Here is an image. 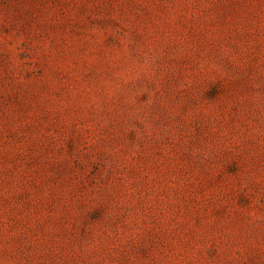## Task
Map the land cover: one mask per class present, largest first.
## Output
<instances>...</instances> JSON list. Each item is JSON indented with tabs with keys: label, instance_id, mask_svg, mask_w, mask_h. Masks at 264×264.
I'll use <instances>...</instances> for the list:
<instances>
[{
	"label": "rangeland",
	"instance_id": "rangeland-1",
	"mask_svg": "<svg viewBox=\"0 0 264 264\" xmlns=\"http://www.w3.org/2000/svg\"><path fill=\"white\" fill-rule=\"evenodd\" d=\"M0 264H264V0H0Z\"/></svg>",
	"mask_w": 264,
	"mask_h": 264
}]
</instances>
